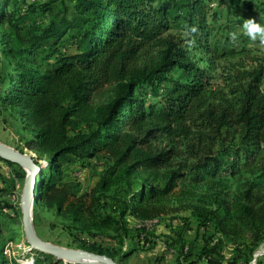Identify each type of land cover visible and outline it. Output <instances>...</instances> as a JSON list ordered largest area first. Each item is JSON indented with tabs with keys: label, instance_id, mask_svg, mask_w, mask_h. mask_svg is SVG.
<instances>
[{
	"label": "trees",
	"instance_id": "16d2710c",
	"mask_svg": "<svg viewBox=\"0 0 264 264\" xmlns=\"http://www.w3.org/2000/svg\"><path fill=\"white\" fill-rule=\"evenodd\" d=\"M217 1V10L227 5L233 17L234 45L244 43L238 31L241 7L255 11L264 24V0L256 7L254 0ZM211 2L51 0L22 5L0 0V109L19 114L23 128L33 133L25 148L46 158L35 204L79 226V233L93 239L91 253L114 260L120 256L122 263L137 251H122L128 237L141 250H154L155 233L143 223L159 215L160 201L175 196L179 184L196 189L216 183L222 174L231 178L246 171L261 172L264 179V65L259 61L251 70L236 72L237 86L230 92L235 106L223 109L211 105V77L188 51L214 53L209 40L219 14ZM191 128L200 143L218 144V153L198 147L193 162L172 170V151L147 148L158 134L188 137ZM233 129L226 145L224 138ZM0 161L16 180L25 178L19 165ZM98 163L101 171L89 191L77 194L64 181L72 166L86 171ZM137 173L152 183L135 184L131 177ZM5 178L0 175V183ZM252 189L229 202L213 198L216 209L200 224L202 241L194 257L180 234L166 239L164 251L172 253L175 264L190 257L187 264H249L264 243V192ZM17 215L15 207L0 204V220ZM130 218L141 225L128 227ZM211 222L212 235L207 232ZM100 230H113L109 239L116 246L97 245L93 231ZM225 238L236 241L229 259L223 255ZM38 255L34 264H61ZM164 259L162 253L154 264ZM0 264H7L2 251ZM254 264H264V255Z\"/></svg>",
	"mask_w": 264,
	"mask_h": 264
},
{
	"label": "rangeland",
	"instance_id": "374dc122",
	"mask_svg": "<svg viewBox=\"0 0 264 264\" xmlns=\"http://www.w3.org/2000/svg\"><path fill=\"white\" fill-rule=\"evenodd\" d=\"M22 5L35 4L40 5L47 3L51 0H19ZM253 1V0H247ZM255 7L261 0H254ZM219 1L212 0L210 7L212 10H216L219 14V19L216 22L217 30L213 31V37L209 40L214 53L204 54L189 48L190 56L198 62L201 68L207 70L211 77L210 88V103L211 105H219L223 109H229L230 106H235V98L230 94L231 90L237 86L236 72L242 70H251L256 66L257 62H261L264 65V53L261 52L263 46L257 42H251L243 35L244 43L233 44L229 24L233 23V17L227 11V5L217 10ZM59 7H55L53 13H55ZM256 16L261 17L256 12H248L243 7L239 9V18L244 22V19L253 18L256 21ZM240 27V26H239ZM242 33L241 28H238ZM184 38V34L181 36ZM187 39V38H184ZM232 41V42H231ZM1 51V50H0ZM233 52V53H232ZM253 59L255 60L253 62ZM202 61V62H201ZM243 66L244 68H242ZM261 92L264 95V77L261 86ZM5 114L3 118H0V142L9 144L13 149L23 153L30 154L34 157L39 164L46 166V158L39 156L34 151L25 148V142L31 139V133L25 132V129L21 126L19 114L11 110H4ZM189 126V125H186ZM234 130V131H233ZM228 132L225 136L224 143L230 144V139L235 134V129ZM191 135H156L155 139H149L147 148L152 153H158L161 151H172L169 168L172 170H178L181 165L189 164L193 162L192 153L199 147H205L212 150V154L218 153V144H212L209 139H205L203 142L198 141V131L191 128ZM139 138L142 134L138 135ZM228 137V139H226ZM16 147V148H15ZM18 148V149H17ZM101 171V164H96L93 169L83 170L79 166H72L65 174L64 181L72 186L75 193L81 194L85 191H89L96 183L98 175ZM156 172V171H154ZM162 170L156 172L161 173ZM261 172L246 171L242 172L240 176L229 177L227 174H222L216 183H204L197 186L196 189H191L188 184H179L176 189V194L166 200L160 201L161 212L157 217L143 223L150 228L151 232L155 233L156 244L159 246L155 252L158 254L156 257H160L163 253L164 247H167L166 239H171L180 234L191 249L192 257L196 254L201 244L200 235H202L203 227L200 225L202 220L206 217H213L209 211L215 210V206L212 204L214 197L218 199H224L229 202L236 195L243 193L244 191L253 187V193L264 192V179H260ZM25 179V178H24ZM23 180L14 181L10 191L7 193L0 192V204L6 203L16 208L18 215L16 218H3L0 220V252L2 251L7 264H31V261L40 257L38 253L30 251L26 240L23 236V228L21 223V212L19 209L20 197L24 186ZM131 180L135 184L152 183L147 175L137 173L131 177ZM161 185L162 182H156ZM136 186H134L135 188ZM114 195V194H113ZM118 195L125 197V191H119ZM6 214L11 212L6 211ZM33 228L36 236L43 243L51 244L65 249L71 250H83L88 251V246L93 242V239L79 233V226L73 225L65 217L57 215L54 211L47 210L41 205L34 204L32 213ZM155 222L154 225H152ZM128 227H139L141 225L135 219H128ZM210 235L215 233L212 222L210 223L207 231ZM96 238L97 245L106 247L108 244L115 245L109 239L113 234V230H100L93 231ZM174 239V238H173ZM223 246V255L229 259L235 255L234 244L235 240L225 238ZM141 250L140 245L131 238L124 240L122 251L127 253L130 250ZM246 251V250H245ZM256 255L258 257L264 255V243L257 249ZM184 261L187 264L191 259ZM55 259V258H54ZM56 260V259H55ZM120 256L115 257V261L119 262ZM61 264H76L68 262L65 259H60ZM125 261V260H124ZM122 261V263L124 262ZM242 261V260H241ZM120 263V264H122ZM199 264H205L203 261ZM249 264H253L251 261Z\"/></svg>",
	"mask_w": 264,
	"mask_h": 264
},
{
	"label": "water",
	"instance_id": "95a60500",
	"mask_svg": "<svg viewBox=\"0 0 264 264\" xmlns=\"http://www.w3.org/2000/svg\"><path fill=\"white\" fill-rule=\"evenodd\" d=\"M0 158L19 165L25 172L24 186L22 189L19 209L21 212V223L23 236L30 251L38 254L51 256L56 260L64 256H81L103 264H120L114 259L83 250L65 249L51 244L43 243L35 234L32 222L33 207L36 202L39 188V176L42 172V165L30 154L20 152L0 143ZM27 167V170L25 169ZM258 255H254L253 264ZM82 264V263H76Z\"/></svg>",
	"mask_w": 264,
	"mask_h": 264
},
{
	"label": "crops",
	"instance_id": "0c3cea01",
	"mask_svg": "<svg viewBox=\"0 0 264 264\" xmlns=\"http://www.w3.org/2000/svg\"><path fill=\"white\" fill-rule=\"evenodd\" d=\"M4 110L0 109V118L4 117ZM23 127V125H21ZM25 132L31 133V138H33V133L31 131L25 130ZM4 144L3 142H0ZM8 147H11L9 144H4ZM16 148V147H15ZM18 149V148H17ZM11 168L4 163L3 161H0V175H3L5 178L4 182L0 183V189H3L5 191H8V187L10 185L9 181L13 178L11 174ZM7 193V192H6ZM159 246L157 245L154 250H138L134 254H132L129 258H127L122 264H154V260L158 254H154L152 252H155ZM163 253L165 255L164 261H162L160 264H175V258L169 251H164Z\"/></svg>",
	"mask_w": 264,
	"mask_h": 264
},
{
	"label": "clouds",
	"instance_id": "9594fccd",
	"mask_svg": "<svg viewBox=\"0 0 264 264\" xmlns=\"http://www.w3.org/2000/svg\"><path fill=\"white\" fill-rule=\"evenodd\" d=\"M242 34L245 35L249 41L264 44V24L259 23L253 18L244 19L242 25H240ZM195 31V29H193ZM233 40L237 39V33H231Z\"/></svg>",
	"mask_w": 264,
	"mask_h": 264
},
{
	"label": "bare ground",
	"instance_id": "6f19581e",
	"mask_svg": "<svg viewBox=\"0 0 264 264\" xmlns=\"http://www.w3.org/2000/svg\"><path fill=\"white\" fill-rule=\"evenodd\" d=\"M27 170V167H25ZM62 259H65L68 262H73V263H82V264H103L98 261H94L85 257L81 256H64Z\"/></svg>",
	"mask_w": 264,
	"mask_h": 264
},
{
	"label": "built area",
	"instance_id": "2783aa9c",
	"mask_svg": "<svg viewBox=\"0 0 264 264\" xmlns=\"http://www.w3.org/2000/svg\"><path fill=\"white\" fill-rule=\"evenodd\" d=\"M154 224H155V222L152 225H154ZM31 264H34V260L31 261Z\"/></svg>",
	"mask_w": 264,
	"mask_h": 264
}]
</instances>
